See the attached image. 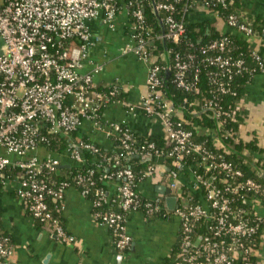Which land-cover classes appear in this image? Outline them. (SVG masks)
Here are the masks:
<instances>
[{
	"label": "built area",
	"instance_id": "obj_1",
	"mask_svg": "<svg viewBox=\"0 0 264 264\" xmlns=\"http://www.w3.org/2000/svg\"><path fill=\"white\" fill-rule=\"evenodd\" d=\"M149 1L150 9L158 18V31L146 16L147 0H0V178L3 188L11 184L32 217H50L45 197L63 199L65 189L74 184L66 180L56 184L47 178V172L65 164L63 158L80 161L82 147L97 148L91 142H76L69 135L63 151L51 152L44 145L46 135L74 131L84 121L101 127L104 108L120 101L132 114L141 110L148 117L158 118L167 147L137 152L141 159L148 161L137 185L145 177H151L165 186L163 193L157 191L149 197L133 188L130 184L133 173L129 168L113 174L123 179L115 182L122 211L105 213L99 223L115 227L117 255L124 252L131 239L125 229L127 213L140 207V203L143 208L138 211L142 213L157 211L166 203L165 198L172 195L174 207L169 208L167 203L166 207L178 219L183 264H253L249 256L255 253V248L250 244V237L256 231V220L263 216L254 206L264 205V184L250 176L243 177L241 169L226 157L228 146L219 138L232 136L233 124L240 125L238 115L243 96L235 103H223L221 94L228 91L235 94L229 88L228 79L239 71L243 60L222 53L226 37L214 39L202 48V51L215 50L204 57L206 63L218 66L211 77L214 91L207 99L190 101L187 109L192 114L197 112V107L206 110L214 125L191 121L184 115L187 105H176L162 90L165 84L162 69L170 70L171 66L168 60L166 65L157 62L154 53L155 40H177L185 31L187 19L179 8L180 0ZM215 1L226 7L225 0ZM200 6L209 9L204 3ZM182 9L185 10V5ZM211 11L217 14L216 10ZM120 14L126 17L127 35L122 51L134 54L147 64V92L138 105L118 97L112 99L117 94L115 86L108 90L96 88L93 73L101 65L93 66L90 71L79 70L88 48L100 39V35L91 31L90 22L98 19L108 29L115 30ZM224 23L253 36L251 27L237 22L232 13ZM187 57L191 58L192 54ZM173 58L175 84L185 90H198L196 76L187 79L189 62L181 59L178 52ZM173 115L176 119H172ZM108 125L111 139L119 135L127 146L132 128L117 121ZM150 147H154L153 142ZM126 153L130 151L127 149ZM165 158L170 159L177 171L175 175L168 176ZM7 167L15 169L11 177H5L3 170ZM86 179L87 176L80 174L76 183ZM79 190L86 196V188ZM139 195L146 199L141 201ZM53 222L57 238L64 243L75 241L63 224ZM13 253L14 244L0 234V264H11Z\"/></svg>",
	"mask_w": 264,
	"mask_h": 264
},
{
	"label": "crops",
	"instance_id": "obj_2",
	"mask_svg": "<svg viewBox=\"0 0 264 264\" xmlns=\"http://www.w3.org/2000/svg\"><path fill=\"white\" fill-rule=\"evenodd\" d=\"M243 8L264 19V0H238ZM190 21L208 22L221 31L237 32L226 25L216 13L204 6H198L188 15ZM126 17H117V28L110 30L96 19L90 22L93 33L100 39L88 48V53L79 69L90 71L101 65L93 73L97 87L118 83L125 92L128 103L138 105L147 92V64L132 53H125L122 47L127 41ZM238 33V32H237ZM255 47L259 39L254 37ZM264 57V47L262 50ZM104 124L96 127L84 121L78 134H84L92 141L106 148H112L108 134V123L122 122L143 133L163 134V126L158 118L148 117L143 111L129 112L120 101H113L103 110ZM242 119L238 127V137L254 141L260 150L247 148L244 152L252 160H260V171L264 178V73H257L244 85L241 105ZM65 160V158H63ZM110 185V191L116 189ZM157 183L151 177L139 181L137 188L145 196L152 197L158 191ZM255 209L264 216V205L255 204ZM91 201L75 186L65 189L61 216L64 228L75 237L73 243H64L49 231L39 226L31 217L23 203L15 195L12 185L0 192L2 228L11 235L14 253L11 264H171L166 261L178 235V219H147L141 211H130L125 218V229L130 243L122 254L117 255L108 229L97 222L91 213ZM255 264H264V230L260 245L255 249Z\"/></svg>",
	"mask_w": 264,
	"mask_h": 264
},
{
	"label": "trees",
	"instance_id": "obj_3",
	"mask_svg": "<svg viewBox=\"0 0 264 264\" xmlns=\"http://www.w3.org/2000/svg\"><path fill=\"white\" fill-rule=\"evenodd\" d=\"M226 7L222 3L215 0H180L179 8L186 17L185 31L177 40L171 39H156L154 53L157 55L156 61L166 65L167 60L170 63L169 74L166 78V86L163 84L161 87L167 97H170L176 105L186 104L184 108V115L191 121H197L198 125L208 124L213 126V120H210L206 115L207 111L199 107L195 114L189 113L187 109L188 103L192 100H204L211 96L213 90V83L211 77L213 72L218 66L206 63L204 57L208 53H213L215 50L202 51V48L206 46L207 43L214 39H219L222 37L227 38V43L222 53L224 55H230L234 58H241L243 60L242 66L238 72H236L232 78L228 79L229 88L235 91V94L230 91L221 94L222 102L225 103H235L239 100L241 96L244 95V85L248 83L255 74L264 73V57L262 56V50L264 47V19L261 16L254 15L246 11L238 0H225ZM206 4L210 10H216L217 16L221 21H226L229 14H234L237 22H245L251 27L253 36H247L241 32H225L218 28H215L208 22L204 21H190L188 15L190 12L194 11L198 5ZM185 5V10L182 7ZM145 13L155 30H159V23L157 15L150 9V1L146 2ZM178 13V12H177ZM258 38L259 44L257 47L254 46L252 38ZM165 52L167 55H165ZM178 52L181 59H186L189 62V67L186 70L187 79L194 78L196 76V85L198 90L182 89L175 84L173 81V67L174 63V53ZM192 54L191 58L187 55ZM255 54H259L260 57L256 58ZM163 55V57H162ZM167 56V57H164ZM162 77H166V69H162ZM115 86L117 94L113 97H118L121 99H127L125 92L120 84L113 83L108 86L96 87L97 89L108 90L110 87ZM224 103V102H223ZM239 120L242 119V115L239 113ZM172 119H176V115L172 116ZM122 125H126L122 123ZM237 123L233 124L234 133L230 137H219L224 140L225 144L228 146L229 151L226 153V157L233 161V163L238 166L244 176H250L259 182L264 184V178L260 171V160H252V157L247 155L244 150L247 148H252L260 150L256 146L254 141H245L238 137V127ZM130 138L126 140L127 146L122 142V137L115 135L112 138V148H106L95 141H92L84 134H78V129L70 131L65 134H47L46 142L44 145L51 152H61L65 149L67 145V140L69 135L72 136L74 141H84L91 142L97 148V150H92L86 147H82L80 150L82 159L72 160L65 159V166H60L54 168L47 172V178L49 180H54L58 184L62 180H66L77 187L78 189L86 188V196L90 201L97 200L98 203H91V213L93 218L99 222L102 220V216L108 212H120L121 207V196L117 193L116 189L110 191V185L115 182H123V179H117L114 174L117 170L121 168H129L132 170L133 176L131 180V186L137 188V182L144 172L148 161L141 159L138 155V151L142 149L154 150L155 148L166 150L167 143L163 134L154 133H143L138 130L132 129ZM154 143V147H150V143ZM127 149L130 153H126ZM165 166H167L168 176H173L176 174L175 168L171 165L170 159L165 158L163 160ZM15 169L11 167L5 168L3 171L5 177H11ZM92 171V172H91ZM84 174L88 177L83 183H76L78 176ZM110 175V176H109ZM3 183L0 178V192L3 191ZM138 189V188H137ZM102 196V197H100ZM64 198V197H63ZM141 201H144L146 197L139 195ZM45 201L48 204L50 210V217L45 219H40L38 217H33L34 221L41 227L46 228L50 234L55 235V229L53 227L54 220L63 224V219L61 216V209L63 205V199L54 198L51 195L45 197ZM140 203V207H142ZM25 207V206H24ZM140 207L133 209L132 211L139 210ZM143 208V207H142ZM26 209V208H25ZM27 213L31 216L29 211L26 209ZM1 209H0V234L8 238L9 243H13L12 237L2 228L1 220ZM147 219H171V211L166 207V203H162V207L155 211H150L143 213ZM32 217V216H31ZM257 221L256 231L252 233L250 237V244L258 249L260 245V239L262 232L264 230V216H262ZM64 226V224H63ZM110 234L112 243L116 251H119L115 247V242L118 238L114 226L104 225ZM182 234L178 231L177 239L173 244L168 258L166 261L171 260V264H183L181 255L184 250L179 246ZM14 244V243H13ZM128 247L124 249L127 250ZM249 259L255 264L256 254L251 253Z\"/></svg>",
	"mask_w": 264,
	"mask_h": 264
},
{
	"label": "water",
	"instance_id": "obj_4",
	"mask_svg": "<svg viewBox=\"0 0 264 264\" xmlns=\"http://www.w3.org/2000/svg\"><path fill=\"white\" fill-rule=\"evenodd\" d=\"M168 74H169V69H167L166 70V77H165V79H164V83H165V85L167 84L166 83V78H167V76H168ZM65 165H67V164H61L60 166H65ZM156 189L159 191V192H164V190H165V186L163 185V184H157L156 185ZM165 201H166V203H167V206L169 207V208H173L174 207V201H175V198H174V196H167L166 198H165ZM55 236V235H54Z\"/></svg>",
	"mask_w": 264,
	"mask_h": 264
}]
</instances>
